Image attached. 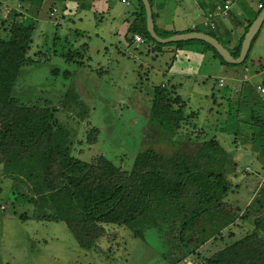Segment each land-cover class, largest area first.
I'll list each match as a JSON object with an SVG mask.
<instances>
[{
  "label": "rangeland",
  "instance_id": "obj_1",
  "mask_svg": "<svg viewBox=\"0 0 264 264\" xmlns=\"http://www.w3.org/2000/svg\"><path fill=\"white\" fill-rule=\"evenodd\" d=\"M46 7L47 4L43 5L42 15ZM2 13L3 9H0V19ZM7 23L5 19L0 22V36L6 35ZM47 24L48 27L35 23L33 43L28 51L35 61L21 67L12 94L21 101L40 104L45 101L56 108L54 117L70 133L71 154L82 160L102 154L128 168L134 156L146 148L169 154L175 152L176 146L180 145L178 149L185 151L192 150L195 141L215 137L236 161V167L228 175L233 189L226 196L227 202L233 204L228 213V224L220 230L222 237L210 234L198 242H185L184 245L178 240L175 227L167 229L164 235L147 228L144 237L140 238L133 236L126 227L113 225L107 227L92 250L84 251L63 221L29 218L25 222L19 219L20 213H30L33 209L27 201L30 195L21 177L3 174L0 166V204L3 205L0 217L15 213L14 223L17 224L9 227L13 222L6 223L5 231L0 227V264H30V260L32 264H187L188 261L204 264L203 257L246 232L258 228L264 236V146L255 148L252 138V133L259 130L263 131L255 142H260L264 136V128L259 127L260 123L264 124V90L257 89V86L264 88V46L248 52L243 63L223 64V69L215 74H212L213 65L217 66L218 58L201 60L200 52L195 53L194 58L190 57L197 65L181 75L188 73L197 83L187 86L189 80L183 79L185 84L175 87L176 92L184 96V113H189V123H182L171 136V142L162 136L161 130L149 124L153 85L172 86L169 75L155 77L154 63L146 66L145 62L132 58L122 60L118 65L114 60L118 49L112 48L106 54L107 59L101 58L105 70L91 74V79L83 86L79 82L81 79L72 78L81 63L52 53L55 49L78 48L80 38L71 35H67L66 40L62 36L54 37L53 25L49 21ZM42 28L43 34L39 36ZM166 46L170 45L160 46L159 58ZM93 50L88 51L87 60L94 69L96 57L98 60L102 56ZM255 54L256 57L251 59ZM74 59L83 61V56ZM208 71L212 75L206 74ZM203 72L206 76L200 77L198 74ZM147 75L149 79H146ZM217 75L224 79L222 86L214 77ZM84 87L86 90L83 91ZM196 92L208 93L198 98ZM92 127L95 131L88 132ZM87 132V136L94 137L92 142L87 140ZM256 218L263 227H257ZM27 244H32L31 249L26 248Z\"/></svg>",
  "mask_w": 264,
  "mask_h": 264
},
{
  "label": "trees",
  "instance_id": "obj_2",
  "mask_svg": "<svg viewBox=\"0 0 264 264\" xmlns=\"http://www.w3.org/2000/svg\"><path fill=\"white\" fill-rule=\"evenodd\" d=\"M133 1L140 9V17L138 24L131 23V31L142 32L156 46L184 47L196 43L201 46V52L211 53L221 63L235 65L226 62L211 44L200 39L167 44L157 42L147 32L142 1ZM253 19L247 21L233 48L223 44L232 56H238L241 41ZM5 20L8 22L6 35L0 36V166L3 174L21 177L30 195L27 201L33 209L30 213H20L19 219L63 221L84 251L92 250L107 227L113 225L126 227L133 236L140 238L144 237L147 228L164 235L167 229L175 227L177 238L184 245L185 242H198L210 234L222 237L220 230L228 224L227 217L233 204L227 202L226 196L233 189L228 175L236 167L234 156L215 137H209L195 141V147L187 151L178 149L180 145L169 154L146 148L134 156L128 168L102 154L89 160L79 159L71 154L70 133L54 117V106L45 101L41 104L21 101L12 94L21 67L35 61L28 54L35 26L19 10L11 8ZM154 29L161 37L176 33ZM258 33L259 30L252 38L248 52ZM84 46L82 43L76 49H55L52 53L65 60L83 63L74 57L83 56ZM248 52L241 63L246 61ZM63 72L69 74L67 70ZM185 107V100L173 86L155 85L150 100L149 124L161 130L162 136L172 142L171 136L182 123H189ZM259 127L264 128V124L260 123ZM91 131L95 128L88 132ZM262 131L252 133L253 146L257 149L264 146V136L260 142H255ZM87 140L92 142L94 137L89 135ZM262 192L264 200V190ZM258 220H255L257 227H263ZM202 262L264 264V236L258 228L246 232L203 257Z\"/></svg>",
  "mask_w": 264,
  "mask_h": 264
},
{
  "label": "crops",
  "instance_id": "obj_3",
  "mask_svg": "<svg viewBox=\"0 0 264 264\" xmlns=\"http://www.w3.org/2000/svg\"><path fill=\"white\" fill-rule=\"evenodd\" d=\"M151 7V14L154 27L158 31L169 30L179 32H188L191 25L197 24L202 26L201 32L214 35V37L225 44L228 48H233L236 41L244 32V26L248 20L253 19L255 13L261 8L258 4H263L264 0L257 1H242L229 0L230 7L227 16H217L214 18L215 27L210 28L203 26L201 20L204 14L212 11L216 4H222L225 0H148ZM64 2V3H63ZM62 3L57 0H0V9H3V15L0 22H3L7 11L11 8L19 10L23 15L37 24H43L48 27L47 21L54 27L55 36L67 37V35L79 37L80 42L85 45L83 48V63L72 75V78L77 77L78 81L85 86L86 82L91 79V74L101 73L104 69L102 59H107V53L113 48L118 49L117 54H114V60L119 65L128 58L137 59L138 62H145L146 66L154 63L153 68L155 77L169 75L171 77V85L175 89L176 86H181L187 82V86L196 84V78L191 79L190 74L181 75L187 69H192L197 63L191 60L190 57L195 56V53H201V60L212 59L214 57L209 52H201L199 45H188L184 47H176L174 45L164 47V53L158 57L161 51L160 46H156L145 38V35L138 30L131 31V23L138 24L140 17L139 7L133 0H66ZM46 12L42 15L43 5H46ZM56 9L53 15L50 12L53 8ZM260 12V11H259ZM34 23V26H35ZM35 28V27H34ZM60 30V32L58 31ZM264 20L259 28V33L252 47L264 46ZM43 28L39 31V36L43 34ZM192 31V30H191ZM52 32V33H53ZM133 34H139L144 41L137 43L133 40ZM76 42V41H75ZM33 43V41H32ZM163 46V45H162ZM94 49L96 55L101 54L102 57L94 61V69L88 64V51ZM184 51L183 54H181ZM195 51V52H194ZM119 53L122 55L119 56ZM127 57H126V56ZM167 56V57H166ZM256 54L251 57L254 59ZM157 60V61H156ZM107 64V63H106ZM224 63L218 61L217 66L213 65L212 74L219 73L223 69ZM108 66V64H107ZM89 67V68H88ZM132 68V73H134ZM199 73L200 77H205L206 74ZM205 74V75H204ZM210 74V75H212ZM140 78V73L137 74ZM197 75V76H198ZM71 76V74H69ZM217 82L220 75L214 76ZM159 78V77H158ZM146 79H149L148 75ZM165 85V83H160ZM155 86V85H153ZM86 87L83 88V91ZM177 93V92H176ZM208 93V92H207ZM207 93L196 92L195 96L200 98L206 96ZM181 96V94L177 93ZM187 95L189 93H186ZM184 99V96L182 97ZM185 100V99H184ZM12 177V176H9ZM30 205L31 202H29ZM3 205L0 204V209ZM5 210V207L4 209ZM16 215L0 217V227L5 231L6 223L12 227L17 226L14 223ZM27 219L25 220V222ZM57 241V240H56ZM34 242V240H33ZM32 244H27L26 248L31 249ZM20 264H26L20 263ZM30 264L31 260H30Z\"/></svg>",
  "mask_w": 264,
  "mask_h": 264
},
{
  "label": "water",
  "instance_id": "obj_4",
  "mask_svg": "<svg viewBox=\"0 0 264 264\" xmlns=\"http://www.w3.org/2000/svg\"><path fill=\"white\" fill-rule=\"evenodd\" d=\"M144 9H145V19H146V29L149 35L160 43H169L175 41H183V40H190V39H200L209 44H211L216 51L221 55V57L228 63L238 64L241 63L250 47V43L254 35L258 32L263 20H264V7L260 10L258 15L252 20L250 26L246 30L244 37L241 41L240 51L237 57L231 55L229 50L219 42L214 36L201 32V31H188V32H179L174 33L167 37H161L157 35L154 29L152 14H151V7L148 0H141Z\"/></svg>",
  "mask_w": 264,
  "mask_h": 264
},
{
  "label": "built area",
  "instance_id": "obj_5",
  "mask_svg": "<svg viewBox=\"0 0 264 264\" xmlns=\"http://www.w3.org/2000/svg\"><path fill=\"white\" fill-rule=\"evenodd\" d=\"M122 1H125V0H122ZM229 7H230V1L229 0H225L222 4H216L212 11H209L203 15L202 20H201V24L203 26L214 28L215 27L214 18L217 16H227L228 11H229ZM258 7H261V4H258ZM55 11H56V9L53 8L50 12V15H53ZM198 27H199V25L193 24V25H191L190 29L195 31V30H197ZM133 40L137 43H142L144 41V39L139 34H133ZM223 82H224V79L220 78L218 80V85L222 86ZM257 89L260 92H262L264 90V88H262L260 86H257ZM187 264H192V262L188 261Z\"/></svg>",
  "mask_w": 264,
  "mask_h": 264
},
{
  "label": "clouds",
  "instance_id": "obj_6",
  "mask_svg": "<svg viewBox=\"0 0 264 264\" xmlns=\"http://www.w3.org/2000/svg\"><path fill=\"white\" fill-rule=\"evenodd\" d=\"M193 31V30H192ZM195 31H198V30H195Z\"/></svg>",
  "mask_w": 264,
  "mask_h": 264
}]
</instances>
